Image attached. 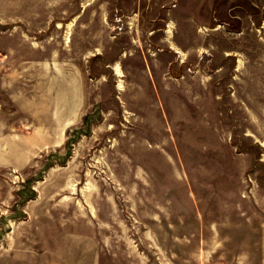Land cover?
<instances>
[{
  "label": "rangeland",
  "instance_id": "1",
  "mask_svg": "<svg viewBox=\"0 0 264 264\" xmlns=\"http://www.w3.org/2000/svg\"><path fill=\"white\" fill-rule=\"evenodd\" d=\"M0 264H264V0H0Z\"/></svg>",
  "mask_w": 264,
  "mask_h": 264
}]
</instances>
